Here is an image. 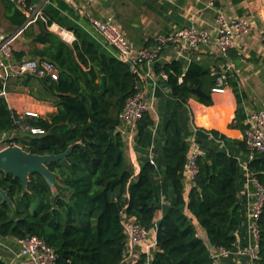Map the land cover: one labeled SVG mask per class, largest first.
Returning <instances> with one entry per match:
<instances>
[{
    "label": "trees",
    "instance_id": "1",
    "mask_svg": "<svg viewBox=\"0 0 264 264\" xmlns=\"http://www.w3.org/2000/svg\"><path fill=\"white\" fill-rule=\"evenodd\" d=\"M0 2L13 25L20 27L26 22L25 12L13 1ZM43 22L50 24L46 19ZM22 33L34 44L43 45L29 53L49 59L59 70L57 79H42L45 94L54 101L56 111L44 117L9 108L2 94L6 83L0 78V135L6 136L8 145L18 144L41 155L72 148L65 159L47 164L58 174L55 190L39 173L29 175L25 192L19 178L0 173V187L11 200L4 201L0 196V237H41L54 249L57 264H127L123 261L126 235L122 224L126 216L153 231L156 238L155 248L150 253L142 251L130 264H214L205 242L232 249L244 219L238 202V159L199 141L204 154L198 158V171L187 188L184 165L190 143L178 113L172 112L165 126L163 151L165 174L175 199L159 216L155 166L144 162L135 174L125 156L124 136L117 130L124 102L135 92L136 76L130 65L100 52L79 33L71 43L42 27L37 33L29 28ZM231 50L229 54L235 58ZM24 54L13 50V61L25 58ZM154 71L167 74L172 97L183 103L190 98L205 105L212 103L216 76L184 70L179 61L156 62ZM194 86L203 94L195 93ZM153 123L150 113L144 112L136 123L137 135L142 136ZM23 125L42 132L20 136ZM240 145L245 148L244 142ZM247 168L264 184V152L255 153ZM194 219L204 235L197 231ZM258 226V257L254 264H264V202ZM0 264H9L2 255Z\"/></svg>",
    "mask_w": 264,
    "mask_h": 264
},
{
    "label": "crops",
    "instance_id": "2",
    "mask_svg": "<svg viewBox=\"0 0 264 264\" xmlns=\"http://www.w3.org/2000/svg\"><path fill=\"white\" fill-rule=\"evenodd\" d=\"M12 1V0H11ZM32 7L26 14V24L21 29L13 25L6 17L5 7L0 2L2 16L6 20V29L0 28V34L10 36L16 51L25 52L23 57H33L30 50L42 49L41 43L34 44L22 31L37 33L42 27L38 21L46 19L48 31L59 35L62 30L73 42L76 34L92 42L97 49L107 56L116 57L115 50L108 45L90 25V18L111 17L119 26L126 39L136 48L149 47L159 35H169L178 29L194 23L199 28L207 29L212 37L215 34V11L206 5L205 0H27ZM217 7L227 15L250 19L248 32L231 50L232 56L221 55L213 38L204 45L180 53L176 44H169L160 53L157 63L173 61L182 63L184 70L207 72L210 75L224 76L222 92H213L212 103L205 105L190 98L183 103L172 97L168 87L158 81L154 71L146 75L145 85L149 93L148 112L154 123L142 136L137 132L130 142H125V156L137 174L144 162H151L155 192L159 199V216L174 202L175 195L169 179L166 177V158L163 151L165 144V126L172 112L178 113L180 125L184 129L186 140L193 135L207 148L224 150L236 157L241 166L239 178L238 202L242 209L243 221L236 233L237 245H246L251 241L247 227V211L253 201L255 186L246 168L248 158L240 143L244 142V130L248 114L264 104V0H217ZM22 10V9H21ZM43 20V21H44ZM43 28V27H42ZM141 72L146 74L145 67ZM216 79V81H217ZM3 95L9 108L18 113L30 112L46 116L56 111L54 101L45 94L42 79L31 74L9 77L5 81ZM217 83V82H216ZM216 83L214 86H216ZM213 86V87H214ZM212 87V88H213ZM130 126L123 123L117 130L129 134ZM224 136L230 142L214 135ZM188 188L190 183H185ZM197 231L204 235V230L194 219ZM3 239L0 237V241ZM18 245V243H17ZM17 252L2 256L12 264H20ZM1 255V254H0ZM247 257L231 254L221 258L218 264H247Z\"/></svg>",
    "mask_w": 264,
    "mask_h": 264
},
{
    "label": "built area",
    "instance_id": "3",
    "mask_svg": "<svg viewBox=\"0 0 264 264\" xmlns=\"http://www.w3.org/2000/svg\"><path fill=\"white\" fill-rule=\"evenodd\" d=\"M22 11L29 13L32 7L27 0H12ZM207 7L215 11V34L205 28H199L194 23L184 26L175 33L169 35H159L155 38L154 44L149 47L136 48L130 44L115 21L109 18H90L91 27L99 33L101 38L110 45L116 53V58L129 64L132 73L136 76L135 92L128 97L119 114L121 124L130 126L129 134H124L125 142H130L137 132L136 123L144 112L150 107L149 93L145 85L146 75L153 73L152 66L158 60L161 51L169 44H176L183 53L192 50L200 45L207 44L212 38L221 55L228 58L229 51L235 47L237 42L248 32L250 19L245 17H233L217 7V0H205ZM59 35L66 41H71L62 30H58ZM13 40L10 36L0 34V78L6 81L9 77L17 75L31 74L36 78L57 79L59 70L56 64L49 59L37 56L25 57L17 63L13 61ZM145 67L146 74L141 72V67ZM167 80V74L161 71L156 74ZM224 76L217 79L213 92H222ZM181 80V78H179ZM3 94V92H2ZM26 115H35L25 112ZM21 131L32 134L42 132L40 129L21 126ZM244 144L248 160L254 157L255 153L264 152V104L248 114L247 125L244 130ZM190 150L185 162V181L190 183L198 171V158L204 154L200 142L193 135L189 138ZM247 168V166H246ZM248 169V168H247ZM249 171V170H248ZM251 175V181L255 186L254 198L247 211V227L251 234V241L246 245H237L235 242L232 249L224 247H213L205 242L209 250L210 257L214 264H218L221 258L231 254L243 255L247 257V264H254L258 257L259 247V226L258 218L264 202V184L260 183ZM124 233L126 235V249L124 253V263L130 264L142 251L150 253L156 246L155 233L138 222L124 217L122 220ZM237 233V232H236ZM19 246L18 257L20 264H57L54 249L46 241L36 235L17 239ZM12 264V263H9Z\"/></svg>",
    "mask_w": 264,
    "mask_h": 264
},
{
    "label": "water",
    "instance_id": "4",
    "mask_svg": "<svg viewBox=\"0 0 264 264\" xmlns=\"http://www.w3.org/2000/svg\"><path fill=\"white\" fill-rule=\"evenodd\" d=\"M38 21L41 23L43 29H46L43 20L39 18ZM25 24L26 22L21 26V29ZM102 78L104 82L105 77L103 76ZM158 81L162 83L164 87H168L167 80H163L162 77H159ZM192 90L197 94H203L202 91L195 86L192 87ZM19 135L25 137L30 136L31 134L26 131H21ZM71 148L72 146H69L65 152L60 154L52 153L41 155L26 151L18 144L7 145L0 149V173H3L4 175L12 174L14 177L19 178L23 192L27 190L29 175L31 173H39L43 176L50 188L55 190V178L58 174L50 170L47 164L59 159H65ZM0 196L4 201H11L7 192L1 187Z\"/></svg>",
    "mask_w": 264,
    "mask_h": 264
},
{
    "label": "rangeland",
    "instance_id": "5",
    "mask_svg": "<svg viewBox=\"0 0 264 264\" xmlns=\"http://www.w3.org/2000/svg\"><path fill=\"white\" fill-rule=\"evenodd\" d=\"M0 28L6 29V20L2 16V8L0 7ZM6 136L0 135V149L7 146L8 142L5 141ZM0 241V254L13 255L17 252V240L13 238H2ZM11 263V262H9Z\"/></svg>",
    "mask_w": 264,
    "mask_h": 264
}]
</instances>
